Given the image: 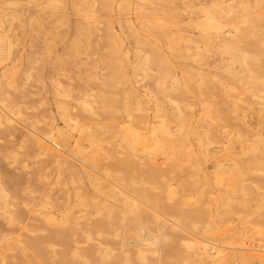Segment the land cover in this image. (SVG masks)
<instances>
[{
  "label": "rangeland",
  "instance_id": "rangeland-1",
  "mask_svg": "<svg viewBox=\"0 0 264 264\" xmlns=\"http://www.w3.org/2000/svg\"><path fill=\"white\" fill-rule=\"evenodd\" d=\"M0 188V264L264 254V0H0Z\"/></svg>",
  "mask_w": 264,
  "mask_h": 264
},
{
  "label": "bare ground",
  "instance_id": "bare-ground-1",
  "mask_svg": "<svg viewBox=\"0 0 264 264\" xmlns=\"http://www.w3.org/2000/svg\"><path fill=\"white\" fill-rule=\"evenodd\" d=\"M205 2H207V1H205ZM204 15H205V17H204V20L202 19L203 20V27H201V30L204 31V33H206V34L213 33L214 36L217 39H219L220 41H226L227 43H229V41L235 40L237 37L245 36L247 33H249V31H246V30H244L243 32H241V31L239 32L240 29L237 26L233 25L232 28L235 30V32L233 34L232 32H228V31L224 30L223 26H222V23L219 22L211 13H209V11H204ZM199 26H201V25H199ZM210 35H212V34H210ZM237 35H239V36H237ZM206 37L209 38L210 36L206 35ZM225 46H226L225 50L228 51V49H229V51H230L229 53H232V54H236L237 53V50L233 47L234 44H233L232 47L230 45H228V44H225ZM237 56H235L234 59H236ZM239 59H238V62H239ZM168 130L169 129H167V127L161 121L157 124V126H154V127L150 128V129H146V130H142V131H138L136 129H133L129 125H127L124 128L125 133L128 134L130 139H131V142L129 143L130 144L129 146L131 148H133L131 150L137 149V150H140V151H150L151 147H153V146H155L157 144V140L154 139L156 137L155 133L157 131H159V132L167 135L168 134ZM150 135H152V136L150 137ZM230 182L231 181H229V183ZM3 193H4L3 190L0 188V199L1 200L4 199V194ZM128 198L130 199V197H128ZM53 220H54V218H53ZM173 224H175V223H173ZM247 233H248V231L241 233V235L242 236H247ZM186 245L191 247L188 243H186ZM237 249L238 248L233 246V243L226 242L224 244H218V243L217 244H211L209 247H206V245H204L203 248H202V251L207 255L208 258L211 259V261H210V262H212L211 264H243V263L251 264L252 263L251 259H257L262 264H264V254H255V252L253 250L247 249V248H246V250H239V249L237 250ZM231 250H234L235 253H233L234 251L231 252ZM253 264H255V263H253Z\"/></svg>",
  "mask_w": 264,
  "mask_h": 264
},
{
  "label": "built area",
  "instance_id": "built-area-1",
  "mask_svg": "<svg viewBox=\"0 0 264 264\" xmlns=\"http://www.w3.org/2000/svg\"><path fill=\"white\" fill-rule=\"evenodd\" d=\"M255 264H259V263H255Z\"/></svg>",
  "mask_w": 264,
  "mask_h": 264
}]
</instances>
